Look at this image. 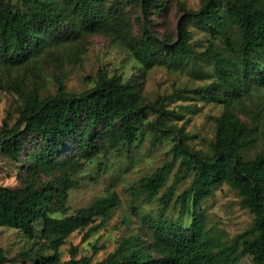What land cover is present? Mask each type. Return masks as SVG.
Listing matches in <instances>:
<instances>
[{"label":"trees","instance_id":"16d2710c","mask_svg":"<svg viewBox=\"0 0 264 264\" xmlns=\"http://www.w3.org/2000/svg\"><path fill=\"white\" fill-rule=\"evenodd\" d=\"M137 1L142 14L140 38L132 37L117 0H0V88H16L22 99L14 122L9 123L8 115L0 126V157L21 161L23 171L19 186L0 184V227L22 230L33 239L35 223L41 220V237L52 252L34 264H235L245 255L253 264H264V131L260 151L251 160L243 159L240 150L257 136L255 128L247 126L232 108L242 103L244 95L264 86V0H200L197 10L180 17L174 43L153 33L152 14L161 15L164 4ZM190 24L209 32L212 40L204 55L216 76L196 92L224 107L215 118L209 150L191 147L188 135L181 131L169 149L171 159L131 187L148 199L159 196L157 216L141 218L153 236L151 241L132 233L98 261L90 257L61 260L59 248L72 232L87 228L97 217L105 223L120 203L118 195L110 193L67 215L73 175L99 154L136 141L148 113L135 83L121 74L100 69L94 85L81 93L67 91L58 77L54 92L44 94V79L30 61H36L45 49L105 33L128 48L143 72L156 64L178 69L193 54ZM6 72L8 78L2 84ZM172 98H163V105ZM169 112L173 111L163 114ZM68 144H73V151L66 152ZM177 160L181 173L162 191ZM189 175L190 185L175 199L179 215L168 220L166 212L177 186ZM42 176L47 181L40 182ZM223 184L238 193L240 206L253 216L251 226L229 243L202 226L201 203ZM186 216L191 217L188 224ZM96 229L92 226L88 232ZM3 260L0 247V263Z\"/></svg>","mask_w":264,"mask_h":264},{"label":"rangeland","instance_id":"374dc122","mask_svg":"<svg viewBox=\"0 0 264 264\" xmlns=\"http://www.w3.org/2000/svg\"><path fill=\"white\" fill-rule=\"evenodd\" d=\"M164 4L161 15L152 14L153 33L160 40L172 43L178 40V24L185 11L197 10L200 0H159ZM123 9L134 38L141 37L142 14L137 0H117ZM191 32L189 44L193 54L178 69H168L165 65L156 64L147 72L131 56L128 48L105 33L89 34L77 44H64L58 48L45 49L40 52L36 61H30L37 67L44 79L42 93H53L57 85L56 79L62 78L67 91L81 93L92 87L100 69L109 74L116 72L126 80H132L139 89L142 106L148 113V120L143 121L142 133L131 144L122 143L116 149L99 154L77 171L72 179L73 186L69 190L66 202L67 215L73 214L81 207L90 206L96 198L116 193L120 203L112 211L111 217L101 223L99 217L82 230H75L60 246L61 260L90 257L92 261L104 258L114 251L119 241L132 233H139L143 240L151 241L152 234L147 230L141 218L156 217L161 203L159 196L148 199L145 194L134 192L132 186L138 180L153 172L163 162L170 160V147L179 139L180 132L188 135L187 143L202 151L209 150V144L215 135V118L223 110V105L209 101L198 95L196 89L215 81L213 65L204 51L212 40L209 32L197 25H188ZM222 46L220 40H216ZM18 67L11 71L15 75ZM3 76L2 84L8 78ZM89 78L90 81L86 80ZM253 93L243 96L240 105L232 108L242 121L255 128L256 140L250 146L240 150L245 160L254 158L262 146L264 131V86ZM172 95V100L163 105V98ZM21 95L14 87L0 88V126L8 115L9 123L14 122L17 108L21 103ZM173 111L164 115L163 111ZM149 121V122H148ZM152 123V125H151ZM153 123H156L153 126ZM253 128V129H254ZM67 150L73 151V144ZM21 161H13L0 157V184L17 187L21 183ZM181 173L180 160H177L167 177L164 188L172 183ZM192 175L179 183L166 218L175 220L179 215L176 196L191 183ZM47 181L42 176L40 182ZM203 213L202 226L205 231L218 236L225 243L245 229L253 221L250 212L240 206L238 193L223 184L201 203ZM52 216L61 217L60 213ZM191 220L184 218L185 224ZM96 226L97 229L88 232ZM36 235L27 238L22 230L0 227V247L4 260L0 264H34L40 256L51 253L49 243L41 237V220L35 223ZM235 264H253L250 256L239 258Z\"/></svg>","mask_w":264,"mask_h":264}]
</instances>
